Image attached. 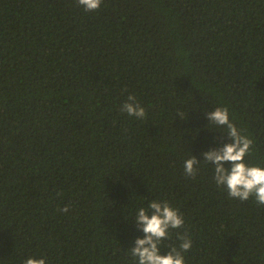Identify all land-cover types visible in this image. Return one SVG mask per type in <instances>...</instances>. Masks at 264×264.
I'll use <instances>...</instances> for the list:
<instances>
[{
    "label": "trees",
    "instance_id": "obj_1",
    "mask_svg": "<svg viewBox=\"0 0 264 264\" xmlns=\"http://www.w3.org/2000/svg\"><path fill=\"white\" fill-rule=\"evenodd\" d=\"M216 108L264 167V0H0V264H137L153 200L184 220L161 254L186 234L185 264H264V205L203 161L234 142Z\"/></svg>",
    "mask_w": 264,
    "mask_h": 264
},
{
    "label": "clouds",
    "instance_id": "obj_2",
    "mask_svg": "<svg viewBox=\"0 0 264 264\" xmlns=\"http://www.w3.org/2000/svg\"><path fill=\"white\" fill-rule=\"evenodd\" d=\"M86 11H95L101 7L102 0H77ZM129 116L137 119L146 116V110L130 95L121 109ZM209 122L218 127L226 128L227 135L234 142L223 144L221 147L203 152V161L214 165V177L218 186L226 187L232 198L242 201L254 196L258 205H264V167L250 166L245 162L252 145V140L242 135L236 125L230 121L227 108H216L207 112ZM200 162L196 156L185 161V175L195 177L196 165ZM225 162H231V167H225ZM151 210V214L150 213ZM62 211H68L67 207ZM137 226L142 229L143 237H137L131 247V255L136 258L137 264H185L183 252L188 251L192 242L186 234L180 236L179 249L173 247L166 254H161L159 245L169 235L170 229H179L183 226V217L178 210L167 202L153 200L147 208L138 209L135 217ZM25 264H45L43 258L30 257Z\"/></svg>",
    "mask_w": 264,
    "mask_h": 264
}]
</instances>
